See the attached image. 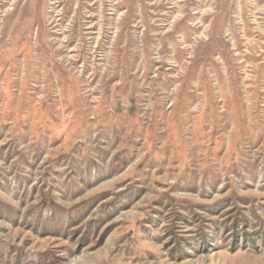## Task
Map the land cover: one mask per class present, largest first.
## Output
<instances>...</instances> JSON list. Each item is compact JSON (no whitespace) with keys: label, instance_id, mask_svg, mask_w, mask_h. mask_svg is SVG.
Here are the masks:
<instances>
[{"label":"rangeland","instance_id":"1","mask_svg":"<svg viewBox=\"0 0 264 264\" xmlns=\"http://www.w3.org/2000/svg\"><path fill=\"white\" fill-rule=\"evenodd\" d=\"M0 264H264V0H0Z\"/></svg>","mask_w":264,"mask_h":264}]
</instances>
